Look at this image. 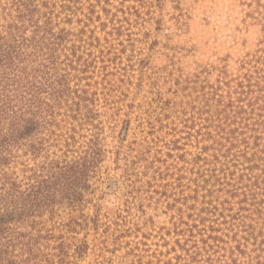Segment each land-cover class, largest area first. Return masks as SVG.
Listing matches in <instances>:
<instances>
[{
	"label": "rangeland",
	"instance_id": "obj_1",
	"mask_svg": "<svg viewBox=\"0 0 264 264\" xmlns=\"http://www.w3.org/2000/svg\"><path fill=\"white\" fill-rule=\"evenodd\" d=\"M49 1L87 90L57 132L101 151L23 229L38 261L264 264V0Z\"/></svg>",
	"mask_w": 264,
	"mask_h": 264
},
{
	"label": "trees",
	"instance_id": "obj_2",
	"mask_svg": "<svg viewBox=\"0 0 264 264\" xmlns=\"http://www.w3.org/2000/svg\"><path fill=\"white\" fill-rule=\"evenodd\" d=\"M55 10L49 0H0V264H41L39 248L29 244L33 230L23 229L57 203L75 202L101 151L91 139L70 158L75 135L57 132L65 121L58 117L82 113L87 90L71 85L79 57L68 45L71 31L60 24L72 18L60 19Z\"/></svg>",
	"mask_w": 264,
	"mask_h": 264
}]
</instances>
